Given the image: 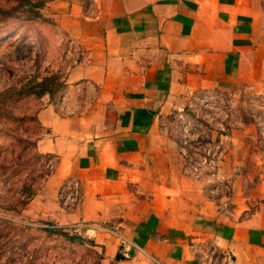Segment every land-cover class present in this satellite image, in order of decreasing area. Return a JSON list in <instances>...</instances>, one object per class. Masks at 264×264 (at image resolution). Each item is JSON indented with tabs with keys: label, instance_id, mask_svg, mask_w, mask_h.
Segmentation results:
<instances>
[{
	"label": "crops",
	"instance_id": "1",
	"mask_svg": "<svg viewBox=\"0 0 264 264\" xmlns=\"http://www.w3.org/2000/svg\"><path fill=\"white\" fill-rule=\"evenodd\" d=\"M41 12L77 63L37 111L36 148L55 158L51 193L78 180L71 221L132 242L125 254L92 230L101 264H201L211 245L264 264V201L252 208L235 183L211 195L183 173L171 130L197 94L264 95V0H46Z\"/></svg>",
	"mask_w": 264,
	"mask_h": 264
},
{
	"label": "rangeland",
	"instance_id": "2",
	"mask_svg": "<svg viewBox=\"0 0 264 264\" xmlns=\"http://www.w3.org/2000/svg\"><path fill=\"white\" fill-rule=\"evenodd\" d=\"M45 1L0 0V264H101L103 250L92 243L93 231L77 227L89 222L67 217L75 206L62 204L64 183L55 193L47 187L55 158L36 148L37 111L49 95L38 93V83L53 78L55 99L72 64L68 49L52 42L53 24L41 12ZM187 108L174 119L182 114L195 120L213 138L220 137L222 125L228 146L217 172L203 168L196 181L219 197L235 183L255 208L264 201V95L247 87L206 98L197 94Z\"/></svg>",
	"mask_w": 264,
	"mask_h": 264
},
{
	"label": "built area",
	"instance_id": "3",
	"mask_svg": "<svg viewBox=\"0 0 264 264\" xmlns=\"http://www.w3.org/2000/svg\"><path fill=\"white\" fill-rule=\"evenodd\" d=\"M74 60L73 63H77ZM203 98L207 96H217L208 94H199ZM207 107V105H206ZM198 116L196 115V120ZM173 127L171 129L177 137V144L179 148L180 156L183 160L182 170L183 173L197 180L200 178V173L203 168L211 169V174L217 172L219 163L226 157L228 146L225 142V131L223 126H220L218 133L220 137L213 138L209 133L200 132V125L195 123V120H185V116L178 114L173 121ZM172 127V128H173ZM177 130V131H176ZM217 187V186H216ZM214 187V193H217V188ZM210 192V191H209ZM212 193V192H210ZM60 196L63 197L62 204L67 206L68 204L75 205L79 201V183L76 178H73L70 182L64 183L60 190ZM80 229L90 230H105L115 236L118 241L120 251L126 252L129 248L133 247V244L128 240L117 228L108 225H98L94 223L78 224ZM192 246V245H191ZM199 260L201 264H235V260L230 252L219 250L215 245H211L206 252L199 253Z\"/></svg>",
	"mask_w": 264,
	"mask_h": 264
},
{
	"label": "trees",
	"instance_id": "4",
	"mask_svg": "<svg viewBox=\"0 0 264 264\" xmlns=\"http://www.w3.org/2000/svg\"><path fill=\"white\" fill-rule=\"evenodd\" d=\"M53 80V78H48V79H43L40 83H38V85L40 86V90L38 91L39 94L41 93H48L50 96V99H53V91H55V89L53 90V88L49 87L51 85V81Z\"/></svg>",
	"mask_w": 264,
	"mask_h": 264
},
{
	"label": "water",
	"instance_id": "5",
	"mask_svg": "<svg viewBox=\"0 0 264 264\" xmlns=\"http://www.w3.org/2000/svg\"><path fill=\"white\" fill-rule=\"evenodd\" d=\"M133 254V250H131L130 252H128V255H132ZM126 256L124 254H122L121 252H119L116 256L117 259H120V258H125Z\"/></svg>",
	"mask_w": 264,
	"mask_h": 264
}]
</instances>
